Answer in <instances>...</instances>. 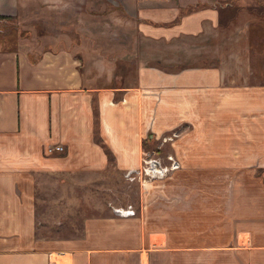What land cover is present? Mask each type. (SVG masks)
<instances>
[{
    "label": "crops",
    "instance_id": "obj_1",
    "mask_svg": "<svg viewBox=\"0 0 264 264\" xmlns=\"http://www.w3.org/2000/svg\"><path fill=\"white\" fill-rule=\"evenodd\" d=\"M257 7L0 0L12 29L0 34V264H264V75L240 29L256 18L239 14ZM175 132L187 154L175 185L139 193L134 216L112 210L54 235L68 223L36 207L38 191L123 175Z\"/></svg>",
    "mask_w": 264,
    "mask_h": 264
},
{
    "label": "rangeland",
    "instance_id": "obj_2",
    "mask_svg": "<svg viewBox=\"0 0 264 264\" xmlns=\"http://www.w3.org/2000/svg\"><path fill=\"white\" fill-rule=\"evenodd\" d=\"M240 11L242 12H240L239 14L245 13L246 15H248V18L249 16L252 18H256L254 21L250 18L251 22H249V24H242L240 29H242V32L244 31L247 34L246 39L251 46L247 47L248 51L246 53V58L251 64L254 75L256 76V78L258 77L257 79H259V76L264 75V7L250 8V10H248L247 8H241ZM3 26L4 24L0 23V34H5L6 32L12 30H6V27L3 28ZM243 38L244 36L242 37V41ZM140 41L141 44H139V46L143 47L144 42L143 40ZM208 60L209 59L205 56H202L201 58L200 55H198L196 58V61ZM196 61L195 57L189 58L187 59V65H195ZM261 78L264 79V76ZM178 132L172 134H176V137L178 138ZM176 137H174V139ZM172 140L168 142V147H161L162 144H159V147L154 146L153 149L146 151L159 156L163 161L167 158L168 155L175 156V158L180 162L179 170L173 171L166 178L158 180L162 182L164 180L171 179V181H173L172 185H175L176 177L174 178V174L176 172L179 174L181 169H183V167L185 166L182 161L185 159L187 154H185L183 151L174 150V141ZM223 140H225V142H228L227 138H221L220 143ZM162 141L160 139L161 143ZM146 154L148 153H145V155ZM185 168L194 169V167L190 166ZM97 174L98 175H95L93 178L92 176H90L89 178V175H68L69 181H66L65 184H59L58 187H54L56 191H64V197L51 198L50 194L41 195L38 191L36 207H38V209H41L44 206H48L47 210H42V213L44 214H49L52 211L54 213L57 211L58 220H60V223L58 225L59 227H61L66 222L68 223L63 226L64 230H61L60 228V230L55 232L54 235L57 234L60 237H67L71 236L72 233L78 234L80 233V230H78V228H81V222L84 218L99 217L107 215L109 213L112 214V208L126 207L129 204L135 203L136 197L139 195V193L152 190L161 191L164 189L165 181L161 184V186L157 185L154 187V189L150 190V183L155 180L148 182V184H145L146 187L143 188L136 181H128L124 176L125 173L123 175L121 173H116L113 168L106 172ZM83 176L85 178V181L82 182L79 179ZM220 188L223 187L221 186ZM47 190H51L50 184H47ZM67 192L69 195V199L67 198ZM50 208L52 209V211L50 210ZM55 214L57 215V213Z\"/></svg>",
    "mask_w": 264,
    "mask_h": 264
},
{
    "label": "built area",
    "instance_id": "obj_3",
    "mask_svg": "<svg viewBox=\"0 0 264 264\" xmlns=\"http://www.w3.org/2000/svg\"><path fill=\"white\" fill-rule=\"evenodd\" d=\"M2 18L0 17V23ZM176 134L163 138V141H171ZM173 137V138H172ZM48 153H62L64 152V146L58 144L47 148ZM180 168V162L175 156L168 155L163 161L157 155L148 153L142 157L140 165L136 168L129 169L125 172L124 176L128 181H136L139 185L145 188V184L152 180H161L166 178L171 172L176 171ZM115 214L120 216H134L135 210L131 205L126 207L112 208Z\"/></svg>",
    "mask_w": 264,
    "mask_h": 264
}]
</instances>
